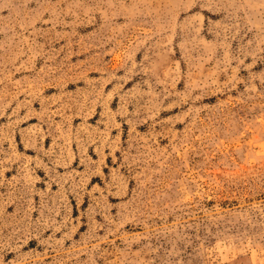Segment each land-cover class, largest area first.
Instances as JSON below:
<instances>
[{
  "label": "rangeland",
  "instance_id": "obj_1",
  "mask_svg": "<svg viewBox=\"0 0 264 264\" xmlns=\"http://www.w3.org/2000/svg\"><path fill=\"white\" fill-rule=\"evenodd\" d=\"M0 264H264V0H0Z\"/></svg>",
  "mask_w": 264,
  "mask_h": 264
}]
</instances>
